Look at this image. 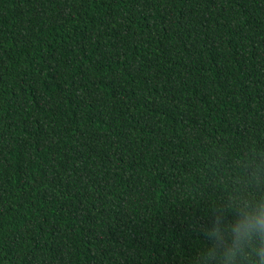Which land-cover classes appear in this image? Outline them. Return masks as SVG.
<instances>
[{
	"label": "trees",
	"instance_id": "16d2710c",
	"mask_svg": "<svg viewBox=\"0 0 264 264\" xmlns=\"http://www.w3.org/2000/svg\"><path fill=\"white\" fill-rule=\"evenodd\" d=\"M252 146L264 0H0V264H190Z\"/></svg>",
	"mask_w": 264,
	"mask_h": 264
},
{
	"label": "clouds",
	"instance_id": "9594fccd",
	"mask_svg": "<svg viewBox=\"0 0 264 264\" xmlns=\"http://www.w3.org/2000/svg\"><path fill=\"white\" fill-rule=\"evenodd\" d=\"M229 185L209 205L199 229L207 243L190 264H264V148L252 146L236 161Z\"/></svg>",
	"mask_w": 264,
	"mask_h": 264
}]
</instances>
